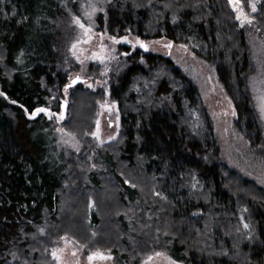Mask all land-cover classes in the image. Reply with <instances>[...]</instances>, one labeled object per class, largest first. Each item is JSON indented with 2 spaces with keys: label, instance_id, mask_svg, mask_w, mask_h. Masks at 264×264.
<instances>
[{
  "label": "trees",
  "instance_id": "trees-1",
  "mask_svg": "<svg viewBox=\"0 0 264 264\" xmlns=\"http://www.w3.org/2000/svg\"><path fill=\"white\" fill-rule=\"evenodd\" d=\"M66 1L0 0V264H54L60 237L116 264L159 251L185 264H262L264 183L225 154L264 146V0H234L249 17L240 27L230 0ZM73 16L115 46L110 66H66ZM142 39L176 50L140 52ZM74 69L94 83L67 85ZM213 85L228 96L224 124L207 104ZM111 98L120 122L100 142L92 133ZM59 103L61 122L38 111ZM56 124L84 151L49 143Z\"/></svg>",
  "mask_w": 264,
  "mask_h": 264
},
{
  "label": "rangeland",
  "instance_id": "rangeland-1",
  "mask_svg": "<svg viewBox=\"0 0 264 264\" xmlns=\"http://www.w3.org/2000/svg\"><path fill=\"white\" fill-rule=\"evenodd\" d=\"M83 1L89 2L91 0ZM58 2L65 4L67 1L58 0ZM230 3H234V0H230ZM68 24L70 33L68 34L69 40L67 43L70 44V56L68 55L65 58L66 66L78 65L80 66V69L82 68L83 70L87 69L88 64L90 65L92 62L93 64L101 63L106 66H110L112 60L116 58L115 46L106 42L100 36L99 32L91 26V23L85 22L77 16H73L69 20ZM160 47L158 48L159 50H166L165 43H163ZM182 56H184V54ZM192 60L193 58L190 57V59L187 61L188 64H184H187L186 66H189V69L192 71L197 70V73L199 72L200 76H207L205 72H201V70L198 69V66H200L198 63H191ZM83 70L74 69L72 72H70L68 79L70 80L73 76L81 74L85 77L83 83L87 86L92 85L94 83L92 80L94 79L88 77L89 75H87L86 72H83ZM193 73L195 74V72ZM255 90H257L256 93L259 98L258 103L261 112V124L264 129V76L260 78V82H257ZM211 92L213 96L207 95V104L209 102V107L211 108L216 121L219 124H224L223 120L225 117L223 116L225 113L231 111L230 104L227 99L228 96L224 93V91L216 90L214 85L211 88ZM44 110L47 111L49 115H54L58 122H61L64 117L61 103H59L58 109L56 110L52 108H43V111ZM119 122L120 112L117 107L116 99H106L102 103V108L98 115L97 123L92 135L100 142L109 140L116 134ZM56 130V137L49 136L48 142L52 143L58 150L65 149L63 150L65 153L67 151L71 152L72 154H78V152L84 151L85 145L83 144L80 136L67 130V128L63 127L61 124H56ZM229 139H231L230 136ZM236 140L239 139L235 137L234 139L229 140V142H235ZM257 148L254 147L252 152H248L246 149L242 150L240 145L231 146L229 150L227 148V153L229 154L225 155L229 159V162L233 163L237 170L255 175L260 181L264 183V146L257 145ZM51 253L54 258V264H116L114 262V255L112 253L102 250L83 253V250L79 244L66 237H60L54 241L51 247ZM137 264L185 263L174 259L172 256H170L169 252L159 251L151 254L148 257H145ZM262 264H264V255L262 258Z\"/></svg>",
  "mask_w": 264,
  "mask_h": 264
},
{
  "label": "flooded vegetation",
  "instance_id": "flooded-vegetation-1",
  "mask_svg": "<svg viewBox=\"0 0 264 264\" xmlns=\"http://www.w3.org/2000/svg\"><path fill=\"white\" fill-rule=\"evenodd\" d=\"M234 5H235V7H236V10H237V12H236V18L238 19L239 17H241V15H242V11H241V9H240V6L238 5V3H236V2H234ZM252 10H253V8H252ZM244 15H242L243 16V19L238 23V26L240 27V26H242L243 24H244V20H245V18L246 17H248V15L247 14H245V13H243ZM249 18V17H248ZM128 43H129V41H128ZM165 46H166V50L164 51H162V49L161 50H159L158 48L161 46V45H157L154 41H151L150 39H142V40H138V42L136 43V44H132V47H135V46H137L139 49H140V52H148V51H154V52H156V53H159V52H161V53H165V54H171V53H173V52H175V50H176V48H175V43H174V40H172V39H168V40H165ZM155 44H156V48H155ZM161 48V47H160Z\"/></svg>",
  "mask_w": 264,
  "mask_h": 264
},
{
  "label": "water",
  "instance_id": "water-1",
  "mask_svg": "<svg viewBox=\"0 0 264 264\" xmlns=\"http://www.w3.org/2000/svg\"><path fill=\"white\" fill-rule=\"evenodd\" d=\"M85 80V77L81 74H77L75 76H73L69 82L67 83V85L69 86H73L75 85L76 83H79V82H83Z\"/></svg>",
  "mask_w": 264,
  "mask_h": 264
},
{
  "label": "snow or ice",
  "instance_id": "snow-or-ice-1",
  "mask_svg": "<svg viewBox=\"0 0 264 264\" xmlns=\"http://www.w3.org/2000/svg\"><path fill=\"white\" fill-rule=\"evenodd\" d=\"M253 9H254V6H253ZM78 22V21H77ZM38 111H43L42 109L41 110H38Z\"/></svg>",
  "mask_w": 264,
  "mask_h": 264
}]
</instances>
